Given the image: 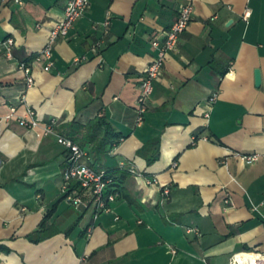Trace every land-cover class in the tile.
<instances>
[{
	"label": "crops",
	"instance_id": "1",
	"mask_svg": "<svg viewBox=\"0 0 264 264\" xmlns=\"http://www.w3.org/2000/svg\"><path fill=\"white\" fill-rule=\"evenodd\" d=\"M67 2L0 0V39L15 41L12 56L0 46V116L15 106L18 117L31 109L41 122L0 124V264H240L244 253H264V0H196L141 124L153 41L165 38L184 0H90L48 69L39 55ZM102 114L123 137L103 154L84 149L94 168L125 178L113 184V211L96 216L64 198L67 149L43 124L57 119L70 136ZM155 138L161 153L149 164L139 151ZM239 153L262 156L248 162ZM46 217L49 236L35 242Z\"/></svg>",
	"mask_w": 264,
	"mask_h": 264
},
{
	"label": "built area",
	"instance_id": "2",
	"mask_svg": "<svg viewBox=\"0 0 264 264\" xmlns=\"http://www.w3.org/2000/svg\"><path fill=\"white\" fill-rule=\"evenodd\" d=\"M90 7V0H68L64 17L59 22L55 23L50 29V37L41 50L39 58L47 61L46 67L49 69L54 66L53 58L54 47L59 38L69 36L76 22L82 18ZM196 0H184L176 20L166 31L163 40L153 41V46L156 49V55L148 65L145 76L140 86V94L138 97V122L141 124L144 120V114L147 110V102L154 92L155 81L161 79L164 71V66L168 53L177 49L181 36L186 32L191 24L195 14ZM250 12L246 13L248 17ZM106 31H108L110 20L104 23ZM15 44L13 38L8 37L4 40L0 39V46L6 49L9 56H12V48ZM100 44L95 46L94 51L97 52ZM87 58V57H83ZM79 61V59H78ZM20 68L24 69L27 74V86L32 87L35 84V77L31 66L23 61L20 62ZM216 98V95L213 97ZM17 107H11L10 112L5 116H0V124L5 119H16L21 124L36 128L41 125V122L36 118V112L29 109L25 115L17 116ZM209 116V114H207ZM45 135L54 134L57 140L62 144L68 153L67 165L63 171L64 198L76 209L93 208L97 216L103 212L113 211V204L120 197V192L113 187V179L109 177L106 170L96 169L90 164V153L80 146L72 137L62 134L57 126V119H52L43 124ZM241 158L248 162H256L261 158L260 153H239ZM163 193L169 195L170 188L164 187ZM92 233L89 229L88 234ZM252 255L250 258L246 255ZM256 257H254V256ZM253 261L252 264H264V253L247 252L239 256L236 261L240 264H251L248 260ZM251 261V262H252Z\"/></svg>",
	"mask_w": 264,
	"mask_h": 264
},
{
	"label": "trees",
	"instance_id": "3",
	"mask_svg": "<svg viewBox=\"0 0 264 264\" xmlns=\"http://www.w3.org/2000/svg\"><path fill=\"white\" fill-rule=\"evenodd\" d=\"M74 126L75 128L70 136L83 148L87 144H93V150L98 154L105 153L110 142H119L123 137V135L117 132L112 126L106 114L99 115L94 120L90 121L88 125ZM80 133L82 136H80ZM139 153L147 157L149 164L154 163L158 160L161 153L160 138L149 140ZM108 174L109 177L113 179V183L117 186L121 185L125 178V174L118 175L113 172H108ZM47 224L48 222L46 217L39 229L30 235L33 241L40 242L49 236L42 233L46 229ZM246 249L251 250L249 247H246Z\"/></svg>",
	"mask_w": 264,
	"mask_h": 264
},
{
	"label": "water",
	"instance_id": "4",
	"mask_svg": "<svg viewBox=\"0 0 264 264\" xmlns=\"http://www.w3.org/2000/svg\"><path fill=\"white\" fill-rule=\"evenodd\" d=\"M262 83V74H261V71L260 69H257L256 70V84L257 86L261 85Z\"/></svg>",
	"mask_w": 264,
	"mask_h": 264
}]
</instances>
